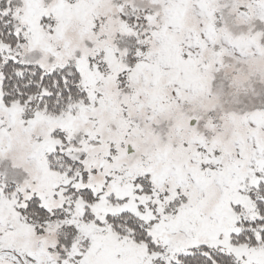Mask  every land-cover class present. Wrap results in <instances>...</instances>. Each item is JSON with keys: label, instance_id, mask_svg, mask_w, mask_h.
Masks as SVG:
<instances>
[{"label": "snow or ice", "instance_id": "obj_1", "mask_svg": "<svg viewBox=\"0 0 264 264\" xmlns=\"http://www.w3.org/2000/svg\"><path fill=\"white\" fill-rule=\"evenodd\" d=\"M0 264H264V0H0Z\"/></svg>", "mask_w": 264, "mask_h": 264}]
</instances>
